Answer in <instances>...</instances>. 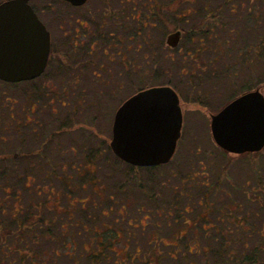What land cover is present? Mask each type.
Segmentation results:
<instances>
[{"label": "flooded vegetation", "instance_id": "obj_1", "mask_svg": "<svg viewBox=\"0 0 264 264\" xmlns=\"http://www.w3.org/2000/svg\"><path fill=\"white\" fill-rule=\"evenodd\" d=\"M7 1L11 0H0V5ZM21 1L47 33L48 50L37 76L0 80V158L13 159L11 174L22 177L12 189L13 217L45 221L48 237L57 221L61 229L67 219L76 228L83 254L113 255L125 261L131 255L191 253L194 245L201 246L197 239H222V199L218 204L211 200L216 182L209 184L207 177L197 180L193 175L183 184L179 175V183H171V194L165 199L162 181L153 193L144 190L140 171L172 163L181 132L167 163L139 167L112 152V126L122 103L149 89L165 87L175 92L182 124L185 109L193 117L211 110L209 127L212 115L235 98L259 89L257 84L242 90L222 106V78L230 70L227 59L245 68L258 58L256 42H252L250 56L249 50L243 54L237 50L234 56L229 48L234 41L231 34L245 24L252 26L255 41L257 0ZM217 65L221 77L217 90L202 86L214 85ZM183 76L188 87L179 93L173 83ZM4 86L12 87L11 96ZM117 94L129 97L117 107L113 104L108 115L109 107L100 112L103 99L112 102ZM42 114L46 120L40 118ZM104 117L111 122L110 136L96 129L100 121L105 124ZM65 141L70 143L67 147ZM110 157L112 167L106 168V175L120 176L111 183L113 191L100 182L99 174V163ZM115 159L125 167L114 168ZM5 171L11 172L8 167ZM136 190L144 192L147 203ZM22 191L27 196L25 209L18 204ZM41 209L52 213L49 220L38 219ZM181 244L187 251L180 249Z\"/></svg>", "mask_w": 264, "mask_h": 264}, {"label": "rangeland", "instance_id": "obj_2", "mask_svg": "<svg viewBox=\"0 0 264 264\" xmlns=\"http://www.w3.org/2000/svg\"><path fill=\"white\" fill-rule=\"evenodd\" d=\"M257 6L255 7V10H258V20L257 25L255 24L253 26V29L255 31L256 37L254 38L255 41H252V35H251V25H244L243 27H239L237 29V32L234 34H231V36H228V38H234V41H230L231 43V50L233 55H236V51L240 50L242 51V54L245 53L246 50H249V56L251 54V45L252 42H256V49L257 54L255 60H253L252 63H249L245 66V68H242L240 65H233L231 62V59H227V66L230 67V70L228 73H225L222 78V106L232 100L234 97L240 94L242 90H246L252 87H255L257 84L259 86L260 92L264 96V0H257L255 3ZM234 56L232 60H234ZM216 74L215 76L212 75V78H215L212 82L214 85L209 83H201L202 86L205 87H218L215 86L218 84V81H220V73H219V65L216 67ZM219 74V75H218ZM208 74H205L203 77H205ZM226 80V81H225ZM167 81L166 78L163 79V83ZM210 81V80H208ZM185 76L181 77L179 82L175 81L173 84H175V88L179 93H185L187 91V84ZM8 86H4L3 88H6V93L10 94V96L13 94L12 87L10 90H7ZM217 90V88H216ZM129 97V94H117L114 95V98L111 102V100L103 99L101 104L99 105V110L103 111L104 109L107 111L106 114L108 115L110 111V107L112 110V105L114 104L115 107H117L122 101H124L126 98ZM73 102V101H72ZM111 102V104H110ZM185 109V108H184ZM211 110H207L204 112H201L198 116L193 117V114L191 111L185 109L184 110V120L181 127V137L178 141L176 151L173 155V161L169 165L161 168L152 170V171H144L141 170L140 173L144 175V190L150 193L151 190L156 189L157 184L162 181V191H163V198H166V194L170 195V187L171 183L178 184V176L184 178L185 182L183 184H186L190 182V177L193 175V178L200 180V179H206V177L209 179V184H213L216 182V193L214 196L211 197V200L214 201V203L218 204V200L224 202H240L241 211L243 214V211H248L249 214L245 217L244 223L251 226V216L255 214L256 212H259L260 209L258 208V203L255 201H250L249 199L246 200L245 197H240L238 199V191L240 189H247L249 190L250 187H254V183H256V180L258 181V185L261 183H264V150L257 156H254L252 158L248 154L244 155H235L231 153H227L220 149L213 141L210 127H209V119H208V113H211ZM112 113H110L111 116ZM42 120H46V115L42 114L40 116ZM199 118V119H198ZM102 120V118H101ZM203 121V122H202ZM104 123L101 121L99 124H97L98 132L104 136H110V129H111V122L108 118L107 120L104 117ZM11 134L8 135L10 138ZM67 139V138H66ZM68 140V139H67ZM32 142V141H31ZM33 145L36 146V143H33ZM69 142H64V146L67 147L69 145ZM68 150L67 152H69ZM69 154V153H68ZM111 157L103 160V162L99 163V168H102V170L99 171L100 174V182L103 183L106 187L108 185V188L113 191V187L111 186V183H116L118 178L120 176L116 175L114 176H107V169H111L112 167L111 163ZM114 161V168H122L125 167L124 164L119 163L116 159ZM14 164V161L12 159H7L3 162L2 159H0V205L3 206L4 212L2 213L0 211V236L5 235L6 232H10L11 230L14 231L16 228V222H14L11 219V216H13V187L17 185L19 180H21L22 177H19V175L10 174L13 173L12 171V165ZM8 166L10 171H5V167ZM7 172V173H5ZM104 172V173H103ZM4 173V174H2ZM154 175H152V174ZM161 174V175H160ZM167 174V175H165ZM172 174V175H171ZM175 175V176H174ZM156 177V178H153ZM177 176V179L175 180ZM172 177V178H171ZM174 178V179H173ZM24 179V177H23ZM22 179V180H23ZM41 182V181H40ZM130 184V182H129ZM128 184V185H129ZM230 186V190H228L227 187ZM235 186L239 187L238 190H234ZM9 188V191H5L3 188ZM54 188H59L58 184L54 185ZM185 188V187H183ZM234 188V189H232ZM20 189V188H19ZM222 190V191H221ZM152 192V193H153ZM136 194L138 195L140 200H144L145 203V195L144 192H139L136 190ZM20 199L18 204L25 205L27 202V196L26 192L22 191L20 195ZM183 199V197H181ZM36 199V198H35ZM63 200V199H62ZM232 200V201H231ZM59 204H64V201H60ZM146 205V204H145ZM12 209V210H11ZM201 207H196L195 211L199 212ZM26 210H23L22 214H25ZM96 213V212H95ZM40 218L38 219H46L49 220L51 218L52 213L47 212V210L41 209L40 211ZM264 213L260 211L258 220L260 221L263 217ZM17 216V215H16ZM19 219L22 218V216L18 217ZM81 220V219H80ZM43 223H39L38 221L32 222L33 225V231L29 230V232L21 238L22 240H18L19 238L14 236L13 239L12 234L10 236L7 235L5 237V240H3V246L1 247L2 250H6V245H10L13 249H19L20 252H17L16 250L9 254V250H6L7 255L12 257V260L10 257H7L4 259V257L1 260V264H19V259L21 260V263L23 264H30L31 260L33 264H112V259L115 256H108L109 258L105 257H95L90 254H83L80 250L81 246L79 244L80 237L75 236V229L72 226H69L68 220H63V227L60 230L59 221H57L54 224V228L52 232L50 233V236H47L46 233V227L47 224L45 221ZM257 222V221H256ZM87 224V223H86ZM258 225V224H257ZM37 226L40 228L37 229ZM179 226V225H178ZM259 226V225H258ZM36 229V230H35ZM79 229V228H77ZM264 232V227H263ZM246 236V234H243ZM76 237V238H75ZM247 237V236H246ZM13 241V243H12ZM235 241H239L237 245L233 244ZM224 245L226 244V248L231 247L233 244L231 250L234 252V256L237 255L238 261L243 259L244 257L247 258L248 256H253V259H255L254 264H264V242L257 236V235H250L249 238H241V239H224L222 240ZM242 242H247L248 246L246 248L241 245ZM7 243V244H6ZM67 245L66 248L62 245ZM6 244V245H5ZM261 244V245H260ZM117 247H121V244H117ZM253 246H256L258 251H255V253H251L250 250H252ZM243 247V249L241 248ZM260 248V250H259ZM243 252V254L241 253ZM66 253H70L67 255ZM31 255L32 259H30ZM227 255V254H226ZM224 256V259H227ZM232 254H230L231 256ZM212 254L203 256H198L195 258V256H191V259L196 264H212L214 263V259H212ZM233 256V257H234ZM240 256V257H239ZM121 257V256H120ZM125 258V256H123ZM188 257V256H187ZM178 259L173 260H167L163 259L162 264H185L186 262L184 259L182 260L177 257ZM244 258V259H245ZM212 260L214 262H212ZM249 260V259H248ZM117 262H123L122 264H129L128 258L127 260H122L120 258L116 259ZM125 261V262H124ZM205 262V263H204ZM137 263V262H136ZM223 264H227L224 263ZM230 264V263H229Z\"/></svg>", "mask_w": 264, "mask_h": 264}, {"label": "water", "instance_id": "obj_3", "mask_svg": "<svg viewBox=\"0 0 264 264\" xmlns=\"http://www.w3.org/2000/svg\"><path fill=\"white\" fill-rule=\"evenodd\" d=\"M48 36L36 16L21 0L0 5V80L14 82L37 76L43 69ZM178 97L169 88L135 94L117 109L110 147L132 166L167 163L180 136L182 114ZM214 143L235 155L264 148V96L249 91L211 116Z\"/></svg>", "mask_w": 264, "mask_h": 264}, {"label": "trees", "instance_id": "obj_4", "mask_svg": "<svg viewBox=\"0 0 264 264\" xmlns=\"http://www.w3.org/2000/svg\"><path fill=\"white\" fill-rule=\"evenodd\" d=\"M264 150V148L259 151V152H254V153H246L248 155H250L252 158H254V156L259 155L262 151ZM1 159V158H0ZM7 159H11V158H2L3 162ZM13 160V159H12ZM6 166V165H5ZM8 167V166H6ZM7 173V172H5ZM4 174V173H2ZM11 174V173H10ZM258 181L256 180V183H254V187H250L249 190L247 189H240L238 191V199L240 197H245L246 200H250V201H255L256 203H258V208L260 209L261 212L264 213V183H261L260 185H258ZM228 190H230V186L227 187ZM236 188V189H234ZM234 190H238L239 187L235 186ZM5 191H7L8 187L3 188ZM232 201V200H231ZM240 202H236L235 200L232 202H224L222 201V239L221 238H213L212 240H205V239H197V241L201 244V246L199 247V245H194L196 248H194L193 251H191V253L187 252V253H183L180 252L176 255H171V254H159V253H150V254H141V255H131L128 256V263L129 264H134L135 261H137L138 263L135 264H162V260L167 259V260H177L178 256L179 258H181L182 260L184 259V261L186 262L185 264H195L193 262V260L191 259V256H205V255H210L212 254V259H214V261L212 260V264H223L227 263V264H254L255 263V259H253V256H248L247 258H243L240 261H238L237 259V255L234 256V252H232L231 248L233 246V244L237 245L239 243V241H235L231 247L226 248V244L224 245V243L222 242V240L224 239H241V238H249L250 237V233L249 231H252L251 234L252 235H257L263 242H264V232H263V227H264V219L261 218V220L259 221V212H256L255 214H253V216H251V226L246 223H244L243 220H245V217L249 214L248 211L244 212L242 214L241 211V206L239 204ZM12 210V209H11ZM0 211L3 213L4 212V208L3 206L0 205ZM217 212H219V209H216ZM248 217V216H247ZM264 217V215H263ZM11 219L16 222V228L14 229V231H10V232H6L5 235L2 234L3 237L0 236V264H1V260L4 257H10V259L12 260L11 256L7 255L6 250H9V254L11 255V253H13V251H17L20 252L19 249H13L10 245H6L7 249L6 250H2V246L3 244V240H5V237L10 236L12 234V236H18L16 237L19 238L18 240H22L21 238L26 234V232L28 233V230L33 228V219L30 217L26 220L23 221H18V219L16 220V218H14L13 216H11ZM257 221V222H256ZM39 223H43L44 222L42 220H38ZM259 226H258V225ZM39 227V226H38ZM61 230V229H60ZM248 231V233H246ZM1 233V230H0ZM243 234H247V237L244 236ZM249 235V236H248ZM13 236V239L15 238ZM197 242V243H198ZM13 243V241H12ZM241 245H243L244 248H246L248 246L247 242H242ZM261 245V244H260ZM182 247H180V249L182 251H187V248L185 247V245H180ZM243 247H241L243 249ZM256 246H253L251 253H255V251H258V249H256ZM260 250V248H259ZM243 254V252H241ZM228 256H227V255ZM230 254H232L230 256ZM69 255V254H67ZM227 256V259H224V256ZM28 256H30V259H32L31 255L28 254ZM95 257H105V258H109L108 256H102V255H93ZM188 256V257H187ZM234 256V257H233ZM240 257V256H239ZM117 258H113L112 259V264H122L123 262H117L116 261ZM132 259H134V262H132ZM249 259V260H248ZM19 264H23V262L21 263V260L19 259ZM205 263V262H204ZM18 264V263H17ZM30 264H33L32 260L30 262ZM197 264V263H196ZM209 264V263H208Z\"/></svg>", "mask_w": 264, "mask_h": 264}]
</instances>
